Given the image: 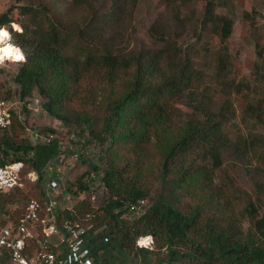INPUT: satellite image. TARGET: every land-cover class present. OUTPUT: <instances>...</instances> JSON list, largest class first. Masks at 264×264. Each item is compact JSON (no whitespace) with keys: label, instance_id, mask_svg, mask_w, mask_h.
Masks as SVG:
<instances>
[{"label":"trees","instance_id":"1","mask_svg":"<svg viewBox=\"0 0 264 264\" xmlns=\"http://www.w3.org/2000/svg\"><path fill=\"white\" fill-rule=\"evenodd\" d=\"M139 1L69 0L59 11L27 0L0 14V27L25 56L12 77L15 89L2 92L0 82L2 97L13 92L25 103L38 97L67 134L100 152L102 166L92 164L67 182L68 193L86 196L59 223L103 227L110 239L99 250L114 246L128 256L144 255L146 264L148 256L167 264H264V96L252 93L263 83V48L254 43L257 84L237 82L227 45L234 21L217 13L230 8L228 0H161L164 9L147 30L150 44L131 43ZM198 2V11L183 12ZM260 16L251 10L241 18L249 23ZM212 36L219 45L209 62ZM233 95L246 100L239 123ZM25 122L14 116L10 131H0V166L21 162L22 175H39L26 190L0 193V217L14 222L29 200L42 201L43 169L60 154L56 141L31 143ZM97 174L103 188L98 207L90 201ZM140 200L144 213L128 220L126 209ZM145 236L152 237L153 250L136 246ZM0 264H11L7 252Z\"/></svg>","mask_w":264,"mask_h":264},{"label":"built area","instance_id":"2","mask_svg":"<svg viewBox=\"0 0 264 264\" xmlns=\"http://www.w3.org/2000/svg\"><path fill=\"white\" fill-rule=\"evenodd\" d=\"M13 25L16 24L11 23V28H14ZM6 30L9 33L7 28ZM20 62L16 61V63ZM30 104L33 103L30 101L25 103L17 97L3 98L0 95V131H10L14 116L24 123L27 112L22 111L21 114L19 110L20 107L22 110L23 107L28 111L37 110L34 104V107L30 108ZM53 129L55 132H48L45 136L38 135L36 139L32 137L35 144H49L51 141H56L60 151V154L53 157L44 167L42 181L47 177L48 182L43 186L42 201L29 200L16 222L10 215L0 217V253L7 252L11 264H95L98 249L110 239L107 233H103V227L95 230L92 223L85 224L82 220H64L59 223L62 213L72 210V206L78 202L76 198H79L68 193L63 187L65 162L76 163L86 160L90 165L102 166V164L98 160L99 149L92 143H87L84 138L78 140L73 134H70L69 142H63L61 133L66 129L60 123ZM34 134L36 137V133ZM95 151L98 154L93 159L91 154ZM23 168L21 162L0 166V193L15 189L25 190L27 180L38 181L39 175L35 172L22 175ZM48 172H51V175L48 176ZM69 202H71L70 205ZM72 202H74L73 205H71ZM145 208L146 202L140 200L131 204L124 216H131L132 220L137 219L144 213ZM100 234L102 235L97 240ZM136 246L153 250L154 242L151 236L139 237L136 240ZM124 264H146V261ZM149 264L167 263L150 262Z\"/></svg>","mask_w":264,"mask_h":264},{"label":"rangeland","instance_id":"3","mask_svg":"<svg viewBox=\"0 0 264 264\" xmlns=\"http://www.w3.org/2000/svg\"><path fill=\"white\" fill-rule=\"evenodd\" d=\"M36 2H44L46 4H49L52 8H55L59 11L63 10L69 0H35ZM230 2V8L226 7H218L217 13L219 14H226L229 15L233 21H234V28L233 33L231 37L229 38L227 45L229 49V57L233 64V71L236 77V81H243L248 82L249 84L254 85L257 84L254 82V78L252 76L253 72V63L256 60L255 56V48L254 43L259 42L260 49L264 55V0H228ZM27 0H0V14L7 11L12 6H19L24 3H26ZM161 0H140L137 8L134 12L133 16V24H134V32L131 43H138V44H145L149 45L150 40L147 35V30L151 23L154 21V19L159 15L161 11H163L164 6L160 3ZM201 3L198 2L197 4L191 3L189 4L185 9L183 8V12H190L191 9H200ZM230 9V10H229ZM251 10H257L261 13L260 17H255L250 20L249 23H246L242 20L241 15L244 11L250 12ZM198 11V10H197ZM13 17L16 18V11L13 12ZM17 26H19L17 23H15ZM21 29V27L19 26ZM12 30L15 28H11ZM255 31L254 35L252 34V31ZM18 31V30H13ZM205 38H203L200 41V50L202 48V43ZM209 42V53L206 56V59L209 62H214L216 57V52L218 50V38L215 36H212L208 39ZM15 46V45H14ZM17 47V46H16ZM261 62V61H259ZM21 63V62H20ZM20 63H16L14 60L9 59L5 60L3 65L0 66V69L2 70V73H0V82L3 83V87L1 88L2 92L5 91H11L15 89L14 84L12 82V77L16 74ZM262 72V84H257V88H255L252 93L254 95V98L256 97H263L264 96V66L260 68ZM211 75V72H210ZM0 91V95L1 94ZM223 95L220 93L218 94L216 99L218 102H221L223 100ZM11 97H17L15 93L12 92ZM233 100V111H234V118L235 123L240 122L241 117V111L243 107L245 106L246 100L245 98L241 96H235L233 95L231 97ZM35 101H39L38 97H33V99L30 101L34 104V106L37 108V110H29L31 112H28L25 114L24 118H26V127L27 131L26 136H30L31 143L34 142V138H38V135L45 136L47 134L46 132H41L43 128H53L57 127L59 123L57 121L53 120L49 116L45 114V112L40 108L39 103H35ZM33 104H30V108H33ZM20 113L22 114V110L20 107ZM28 111V110H27ZM36 111V112H32ZM36 133V137L34 136ZM66 130H64L61 133L62 141L63 142H69L71 139V135L67 134ZM70 135V136H69ZM32 137H34L32 139ZM43 139V137H41ZM76 139V138H75ZM73 141V140H72ZM96 147L95 144H93ZM90 150V148H89ZM98 153L95 151V153H92V158L95 159L96 155ZM64 167V179H63V187L66 189L67 182L71 181L74 182L78 176H81L82 174L86 173L88 170L91 169L89 163H82V162H65ZM44 170V169H43ZM29 173V172H28ZM100 174V173H99ZM97 174V180L91 184V190H94L93 193H91L90 201L98 207L100 205V201L102 199L103 195V188L100 186L99 178L101 175ZM51 175V172H48V176ZM95 174H93V177ZM47 177L44 178V181L40 182V189L43 191V186L46 184ZM38 182V181H37ZM37 182H30L27 180V184H34ZM245 180H239L236 179V183L238 185H245ZM75 189V188H74ZM26 190V185H25ZM85 194H81L79 198H76L78 201L80 199L85 198ZM74 200V199H73ZM76 201V200H75ZM71 202H69L70 205ZM74 202H72L71 205H73ZM128 220H132V217L125 216ZM101 258H102V264H124V263H137L139 261H145L144 255H132L128 256L123 253V251L119 250L117 247L112 246L111 248L102 251L101 252ZM144 256V257H143ZM147 261L150 262H158L155 260L154 257L148 256ZM104 262V263H103Z\"/></svg>","mask_w":264,"mask_h":264},{"label":"clouds","instance_id":"4","mask_svg":"<svg viewBox=\"0 0 264 264\" xmlns=\"http://www.w3.org/2000/svg\"><path fill=\"white\" fill-rule=\"evenodd\" d=\"M13 27L18 31H22L17 25H13ZM10 39L11 37L6 30V26L0 27V45H3V47H0V66L3 65L5 59H14L21 62L25 60L21 49L9 43Z\"/></svg>","mask_w":264,"mask_h":264},{"label":"crops","instance_id":"5","mask_svg":"<svg viewBox=\"0 0 264 264\" xmlns=\"http://www.w3.org/2000/svg\"><path fill=\"white\" fill-rule=\"evenodd\" d=\"M105 250H107V249H105ZM105 250H99L98 249V251H97V253H96V255H95V260H96V263L95 264H102V261L104 260H102V258H101V252L102 251H105ZM99 253H100V255H99ZM104 263V262H103Z\"/></svg>","mask_w":264,"mask_h":264},{"label":"bare ground","instance_id":"6","mask_svg":"<svg viewBox=\"0 0 264 264\" xmlns=\"http://www.w3.org/2000/svg\"><path fill=\"white\" fill-rule=\"evenodd\" d=\"M0 47H3V45H0ZM16 47V46H15ZM12 60H14V59H12ZM15 61V60H14ZM16 62V61H15Z\"/></svg>","mask_w":264,"mask_h":264}]
</instances>
